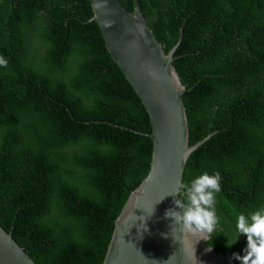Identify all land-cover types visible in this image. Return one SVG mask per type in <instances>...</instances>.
I'll list each match as a JSON object with an SVG mask.
<instances>
[{
	"label": "trees",
	"instance_id": "trees-1",
	"mask_svg": "<svg viewBox=\"0 0 264 264\" xmlns=\"http://www.w3.org/2000/svg\"><path fill=\"white\" fill-rule=\"evenodd\" d=\"M133 12L134 0H119ZM188 89L187 183L221 175L226 248L264 207V0H139ZM89 0H0V226L36 264H103L115 220L150 171L149 115L113 61ZM239 264V262L237 261Z\"/></svg>",
	"mask_w": 264,
	"mask_h": 264
},
{
	"label": "water",
	"instance_id": "water-1",
	"mask_svg": "<svg viewBox=\"0 0 264 264\" xmlns=\"http://www.w3.org/2000/svg\"><path fill=\"white\" fill-rule=\"evenodd\" d=\"M89 1L93 9L90 21L98 24L113 61L141 99L152 125V132L144 134L153 144L149 174L130 194L115 220L103 264H238L230 260V252H218L206 245L214 231L206 241L194 245L198 237L181 234L179 226L164 216L178 198L167 195L179 192L190 156L212 136L190 145L183 96L195 86H184L174 66L185 25L177 44L166 53L148 26L139 0H134L133 12L119 0ZM208 247L212 250L207 251ZM0 264H36L1 226Z\"/></svg>",
	"mask_w": 264,
	"mask_h": 264
},
{
	"label": "clouds",
	"instance_id": "clouds-1",
	"mask_svg": "<svg viewBox=\"0 0 264 264\" xmlns=\"http://www.w3.org/2000/svg\"><path fill=\"white\" fill-rule=\"evenodd\" d=\"M3 63L5 61L0 60V64ZM221 179L219 172L213 174L204 172L187 183H181L177 194L167 195L178 198L173 201L174 207L165 210V218L170 219L172 224L178 225L181 234L198 237L194 245L210 238L217 226L219 218L216 214L215 197L221 191ZM154 210L153 206L150 216ZM242 235L246 238L243 254L233 252L230 260L238 261L239 264H264V207L236 215L233 236H224L225 247L232 248ZM194 245L193 257L197 261ZM211 250L212 247L207 248V251Z\"/></svg>",
	"mask_w": 264,
	"mask_h": 264
},
{
	"label": "rangeland",
	"instance_id": "rangeland-1",
	"mask_svg": "<svg viewBox=\"0 0 264 264\" xmlns=\"http://www.w3.org/2000/svg\"><path fill=\"white\" fill-rule=\"evenodd\" d=\"M0 36H4V35L2 34V32H0Z\"/></svg>",
	"mask_w": 264,
	"mask_h": 264
}]
</instances>
